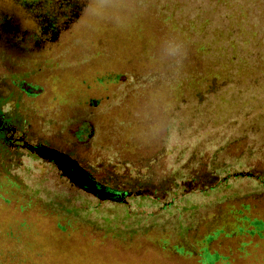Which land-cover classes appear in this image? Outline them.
Returning <instances> with one entry per match:
<instances>
[{
    "label": "rangeland",
    "instance_id": "rangeland-1",
    "mask_svg": "<svg viewBox=\"0 0 264 264\" xmlns=\"http://www.w3.org/2000/svg\"><path fill=\"white\" fill-rule=\"evenodd\" d=\"M84 2L50 44L0 40V264H264V0Z\"/></svg>",
    "mask_w": 264,
    "mask_h": 264
},
{
    "label": "flooded vegetation",
    "instance_id": "flooded-vegetation-1",
    "mask_svg": "<svg viewBox=\"0 0 264 264\" xmlns=\"http://www.w3.org/2000/svg\"><path fill=\"white\" fill-rule=\"evenodd\" d=\"M16 5L22 14L26 16L27 20L32 23V29L24 32H18L16 29L5 19H0V40L8 43L12 48L16 45L21 46L24 42H29L31 46H41L42 44L51 43L54 38H51L50 33L47 32L48 25L44 24V19L47 15L44 14H65V7L58 3L60 0H11ZM16 1V2H15ZM28 1V2H27ZM65 1V0H63ZM45 12V13H44ZM64 25L54 27V30H58V33L64 28ZM61 27V28H60ZM57 33V34H58ZM14 43V44H13ZM17 48V47H16ZM0 132L6 133V143L9 145L17 144L18 139H13L14 131L6 130L0 120ZM14 140V141H12ZM69 179V178H68ZM70 180V179H69ZM84 185V184H83ZM92 184L88 185L91 186ZM85 190V189H84Z\"/></svg>",
    "mask_w": 264,
    "mask_h": 264
},
{
    "label": "trees",
    "instance_id": "trees-1",
    "mask_svg": "<svg viewBox=\"0 0 264 264\" xmlns=\"http://www.w3.org/2000/svg\"><path fill=\"white\" fill-rule=\"evenodd\" d=\"M33 1V0H28ZM27 1V2H28ZM37 1V0H36ZM85 0H60V2L58 3V7H60V5H62L63 7H65V14L62 15H55V14H44L47 15V17H45L44 19V24L48 25V29L47 32L50 33V37L51 38H55L58 30H54V27L56 26H61V25H66L69 22H71L74 18H76L79 14L80 11L82 10V8L84 7V2ZM45 13V12H44ZM61 28V27H60ZM223 83H219L217 82L216 79L214 78H210L209 81L207 82V86L205 89V92L203 95H198V100H201L200 102L203 101V98H205V96L214 93L215 91H217L218 88L222 87ZM197 114L200 115V110H197ZM228 128L225 127L222 131H218L217 134V140L219 141V143L221 142H229V140L232 138H237V139H252L253 137H255V132L252 129H248V130H244V131H240L238 133H233L229 130H227ZM219 133H221V135H219ZM80 134V132H79ZM258 139L253 138V145L255 146H259V145H264V139L263 140H259V142L257 141ZM215 139H209V142H215ZM203 142V141H202ZM205 144V142L203 143ZM198 143L194 146V148L198 149ZM254 147V146H253ZM253 151L256 150L255 147L252 149ZM257 162V161H256ZM257 172H261L264 175V160H262V162L260 163V169H258ZM82 176H85L84 173L82 172ZM86 179L85 181L90 182V184H92V187H86L85 185H83V183H77L78 186H80L82 189H85L86 191L95 194L98 197L104 196V197H108L109 200L111 201H115L117 199V194L112 191L111 189L108 188H104L101 187L100 185L93 183V181L88 177L85 176ZM102 192V194H100L99 192ZM101 195V196H100Z\"/></svg>",
    "mask_w": 264,
    "mask_h": 264
},
{
    "label": "bare ground",
    "instance_id": "bare-ground-1",
    "mask_svg": "<svg viewBox=\"0 0 264 264\" xmlns=\"http://www.w3.org/2000/svg\"><path fill=\"white\" fill-rule=\"evenodd\" d=\"M44 154L49 156L53 160L57 169H59L65 177L69 178L70 180H72L74 182H78V183L80 182V183L85 184V181L80 176V174L77 171H75L68 163H64V161L60 157H57L56 155L51 156L52 153H47V154L44 153Z\"/></svg>",
    "mask_w": 264,
    "mask_h": 264
},
{
    "label": "water",
    "instance_id": "water-1",
    "mask_svg": "<svg viewBox=\"0 0 264 264\" xmlns=\"http://www.w3.org/2000/svg\"><path fill=\"white\" fill-rule=\"evenodd\" d=\"M13 131V130H12ZM22 148H24V149H26V150H28V151H30V152H35V153H37V154H40L42 151L39 149V148H37V147H32V146H30V145H28L27 143H21V145H20ZM57 157H60L63 161H64V163H68L75 171H77L79 174H80V176H81V170H79L73 163H71V161L69 160V159H66V158H64V157H61V156H57ZM63 163V164H64ZM65 165V164H64ZM70 169V168H69ZM59 170V169H58ZM71 171V170H70ZM82 177V176H81ZM83 179H84V181H85V179H86V177L85 176H83L82 177ZM76 183H78V182H76ZM86 187H89V188H91L92 187V185L91 186H88V185H90V182H87V181H85V184H84ZM100 194H102V192L100 191L99 192ZM99 198H101V197H99ZM105 198H107L108 199V197H105Z\"/></svg>",
    "mask_w": 264,
    "mask_h": 264
}]
</instances>
